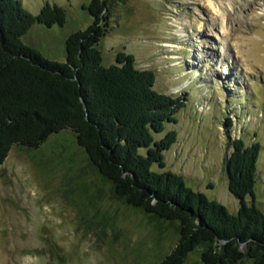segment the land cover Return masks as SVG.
<instances>
[{"label":"rangeland","instance_id":"1","mask_svg":"<svg viewBox=\"0 0 264 264\" xmlns=\"http://www.w3.org/2000/svg\"><path fill=\"white\" fill-rule=\"evenodd\" d=\"M20 1L34 15L46 2L65 12L63 26L36 23L22 37L64 62L67 37L92 22L88 0ZM108 10L103 63L131 54L155 73L156 91L183 103L159 135L177 132L165 170L235 214L225 160L233 140L257 143L254 198L264 215V0H109ZM178 240L179 222L115 199L68 130L36 149L12 146L0 164V264H159ZM184 264H201L199 250Z\"/></svg>","mask_w":264,"mask_h":264},{"label":"trees","instance_id":"2","mask_svg":"<svg viewBox=\"0 0 264 264\" xmlns=\"http://www.w3.org/2000/svg\"><path fill=\"white\" fill-rule=\"evenodd\" d=\"M109 0L83 6L92 22L65 41V61L43 58L22 37L36 23L63 26L65 12L46 2L34 15L20 0H0V164L12 146L38 148L50 135L75 134L90 163L111 182V195L160 219L179 222V240L159 264H184L199 250L201 264H264V215L255 205L257 143L236 139L225 160L227 189L238 200L231 214L165 170L164 152L183 106L154 89L155 73L118 53L103 63L98 44L109 26ZM251 201H247V198Z\"/></svg>","mask_w":264,"mask_h":264},{"label":"bare ground","instance_id":"3","mask_svg":"<svg viewBox=\"0 0 264 264\" xmlns=\"http://www.w3.org/2000/svg\"><path fill=\"white\" fill-rule=\"evenodd\" d=\"M177 27H178V26H177ZM175 32H176V34L180 35V33H181L180 28L177 29ZM165 46H166V47H170V48L172 47V45H170V44H165Z\"/></svg>","mask_w":264,"mask_h":264}]
</instances>
